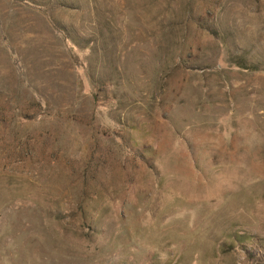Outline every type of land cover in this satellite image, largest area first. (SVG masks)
Returning a JSON list of instances; mask_svg holds the SVG:
<instances>
[{"label": "rangeland", "instance_id": "374dc122", "mask_svg": "<svg viewBox=\"0 0 264 264\" xmlns=\"http://www.w3.org/2000/svg\"><path fill=\"white\" fill-rule=\"evenodd\" d=\"M0 264H264V0H0Z\"/></svg>", "mask_w": 264, "mask_h": 264}]
</instances>
